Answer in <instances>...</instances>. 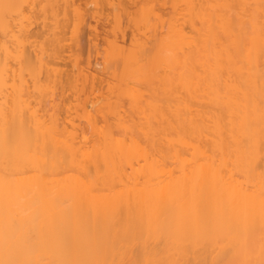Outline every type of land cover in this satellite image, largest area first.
I'll list each match as a JSON object with an SVG mask.
<instances>
[{
	"label": "bare ground",
	"instance_id": "6f19581e",
	"mask_svg": "<svg viewBox=\"0 0 264 264\" xmlns=\"http://www.w3.org/2000/svg\"><path fill=\"white\" fill-rule=\"evenodd\" d=\"M260 3L0 0V246L14 219L44 245L22 259L261 264ZM3 4L28 11L9 25ZM169 210L236 238L170 244L154 223ZM97 229L98 255L55 248Z\"/></svg>",
	"mask_w": 264,
	"mask_h": 264
},
{
	"label": "snow or ice",
	"instance_id": "6c2138e0",
	"mask_svg": "<svg viewBox=\"0 0 264 264\" xmlns=\"http://www.w3.org/2000/svg\"><path fill=\"white\" fill-rule=\"evenodd\" d=\"M4 19L9 22L16 19L18 16L24 15L28 11V5L25 4H3ZM252 7V6H249ZM259 7L264 13V0H261ZM264 18V16H262ZM12 31L10 27L5 29V37ZM262 35H264V28H262ZM11 46V45H9ZM145 70H147V63H145ZM159 74V73H157ZM5 132L6 148L9 146V141L13 136L12 125L6 119L3 126ZM67 209L70 211L72 205L65 202ZM264 211V205H262ZM155 231L166 239L170 244L179 245L185 242L201 240L211 241L216 244L224 243L225 240L235 239L237 228L233 223H229L220 219L217 216L201 214L195 218L191 216H184L177 214L173 210H169L161 217L156 219ZM144 225L139 226V231L143 232ZM35 228L27 226L25 223H17L14 219L8 225L9 242L0 246V264H108L106 260L102 261L98 258L92 259H63V258H49L43 256L42 258L22 259L25 254L36 256L38 252L44 248L41 241L33 238ZM252 233H247L245 236V245L248 247L252 238ZM107 241L99 229L92 231H81V234L75 243L71 239L59 241L55 248L61 254L68 253L69 255L75 250L77 254L83 253L93 256L98 255L103 250ZM52 253L50 252L49 255ZM260 254L264 257V223L260 229ZM115 264V261H113ZM120 264H125L121 261ZM149 264H165L163 261H150ZM238 264H251L250 261H240ZM264 264V259L261 260Z\"/></svg>",
	"mask_w": 264,
	"mask_h": 264
},
{
	"label": "rangeland",
	"instance_id": "374dc122",
	"mask_svg": "<svg viewBox=\"0 0 264 264\" xmlns=\"http://www.w3.org/2000/svg\"><path fill=\"white\" fill-rule=\"evenodd\" d=\"M80 2H82V0H80ZM101 24H106V22L104 20H100ZM98 31H100V28H98Z\"/></svg>",
	"mask_w": 264,
	"mask_h": 264
}]
</instances>
